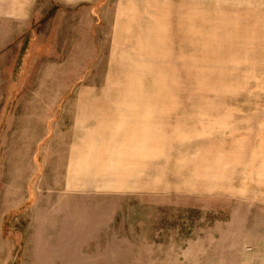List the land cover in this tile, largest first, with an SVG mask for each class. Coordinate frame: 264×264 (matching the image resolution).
Masks as SVG:
<instances>
[{
	"label": "rangeland",
	"instance_id": "obj_1",
	"mask_svg": "<svg viewBox=\"0 0 264 264\" xmlns=\"http://www.w3.org/2000/svg\"><path fill=\"white\" fill-rule=\"evenodd\" d=\"M0 264H264V0H0Z\"/></svg>",
	"mask_w": 264,
	"mask_h": 264
}]
</instances>
